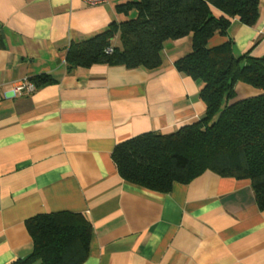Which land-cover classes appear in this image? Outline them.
<instances>
[{
  "label": "crops",
  "instance_id": "crops-1",
  "mask_svg": "<svg viewBox=\"0 0 264 264\" xmlns=\"http://www.w3.org/2000/svg\"><path fill=\"white\" fill-rule=\"evenodd\" d=\"M127 1L0 0V264L31 254L28 218L63 211L91 223L83 264H264V209L249 179L206 171L163 193L119 176L117 145L169 134L205 110L201 83L174 67L190 36L164 43L158 69H67L71 42L135 16L117 12ZM228 41L236 56H264V0L253 26L235 18L207 47ZM40 75L48 80L32 92H13ZM259 92L237 82L231 101Z\"/></svg>",
  "mask_w": 264,
  "mask_h": 264
},
{
  "label": "trees",
  "instance_id": "trees-1",
  "mask_svg": "<svg viewBox=\"0 0 264 264\" xmlns=\"http://www.w3.org/2000/svg\"><path fill=\"white\" fill-rule=\"evenodd\" d=\"M117 12L135 16L79 43H70L67 69L94 64L158 69L164 43L190 36L191 50L174 61L175 69L201 83L203 116L169 134L144 133L112 152L119 176L132 184L168 192L206 171L249 179L257 205L264 209V56L234 55L232 41L208 48L216 33L226 34L233 19L253 26L259 0H129ZM116 41V44H115ZM111 52H106L107 48ZM35 87L46 75L31 78ZM242 82L260 92L231 101ZM33 250L10 264H83L92 227L83 213L38 214L25 221Z\"/></svg>",
  "mask_w": 264,
  "mask_h": 264
},
{
  "label": "built area",
  "instance_id": "built-area-1",
  "mask_svg": "<svg viewBox=\"0 0 264 264\" xmlns=\"http://www.w3.org/2000/svg\"><path fill=\"white\" fill-rule=\"evenodd\" d=\"M106 0H85L87 4L90 5H97L105 2ZM111 48H107L106 52H111ZM35 89L34 83H32L28 79L21 80L20 82H17L13 88L14 93H22V92H32Z\"/></svg>",
  "mask_w": 264,
  "mask_h": 264
}]
</instances>
